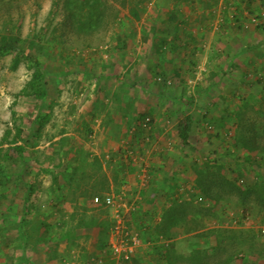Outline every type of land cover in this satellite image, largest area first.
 <instances>
[{
    "label": "rangeland",
    "instance_id": "1",
    "mask_svg": "<svg viewBox=\"0 0 264 264\" xmlns=\"http://www.w3.org/2000/svg\"><path fill=\"white\" fill-rule=\"evenodd\" d=\"M4 35L0 264H264V0H0Z\"/></svg>",
    "mask_w": 264,
    "mask_h": 264
},
{
    "label": "crops",
    "instance_id": "2",
    "mask_svg": "<svg viewBox=\"0 0 264 264\" xmlns=\"http://www.w3.org/2000/svg\"><path fill=\"white\" fill-rule=\"evenodd\" d=\"M229 20V18H227V21ZM223 21H224V18H223ZM233 25L235 26V24L233 23ZM222 29L223 28H221V29H219L218 31H216V32H218L219 34H223L224 32L222 31ZM224 29H226L225 27H224ZM223 29V30H224ZM230 31H233V32H235L236 31V29L235 28H233V27H229L228 28ZM187 32L188 31H185V30H183L182 31V29H176V37L177 36H183V38L182 39H180V41H181V43H183V46L185 47V48H188V49H190V50H198V53H202V52H206V54H210L211 52H212V48L214 47L213 46V40H210V41H208L207 42V40H206V38L204 39V41L202 40V43H198V45L197 44H195L194 43V41H191L190 40V36H189V34H187ZM216 32L215 31H212V35H213V37L215 36V34H216ZM217 33V34H218ZM179 34V35H178ZM228 35H230V34H228ZM236 35H237V33H234L232 36H234V37H236ZM176 48H177V46H176ZM198 48V49H197ZM222 49H226L225 47H222ZM241 49H243V48H241ZM221 50V49H220ZM109 133L110 134H112V136H113V138H108V140H109V142L107 143L108 144V147L109 148H112L113 150H115L116 149V145H117V136H119L118 134H117V132L115 131H109ZM104 138H105V136H104ZM107 138V137H106ZM106 144H104V146H105ZM160 153H158V155H159ZM157 190V192L158 193H155V192H151L150 193V195L152 196V198H150L151 200L153 199V198H156V195L158 194V195H161L163 192L162 191H159L158 189H156ZM166 191H169V190H166ZM171 193V192H170ZM169 193V194H170ZM165 193H163V195H164ZM160 200V199H159ZM165 203H166V201H162V204L160 203V209H162V207H163V205H165ZM151 205V202H150V204L148 203L147 204V206H150Z\"/></svg>",
    "mask_w": 264,
    "mask_h": 264
},
{
    "label": "trees",
    "instance_id": "3",
    "mask_svg": "<svg viewBox=\"0 0 264 264\" xmlns=\"http://www.w3.org/2000/svg\"><path fill=\"white\" fill-rule=\"evenodd\" d=\"M87 5L88 6L91 5V0H87ZM235 7L238 8V5L236 4ZM91 8L92 10H96V11L100 10V7L96 4L91 6ZM101 10H102L101 14L104 13V10L103 9ZM16 43H17V40L15 37H13L12 35H4L3 39L0 41V51H3V50L16 51L17 50ZM32 88L34 89L35 96H39L40 98L46 97L47 95L46 82L44 79V75L41 71V64L39 62L37 63V71L34 75V81H33ZM182 134H183L182 138L184 139V141H187L186 133H182ZM17 149H18L20 156L23 157L24 146L19 145Z\"/></svg>",
    "mask_w": 264,
    "mask_h": 264
},
{
    "label": "built area",
    "instance_id": "4",
    "mask_svg": "<svg viewBox=\"0 0 264 264\" xmlns=\"http://www.w3.org/2000/svg\"><path fill=\"white\" fill-rule=\"evenodd\" d=\"M150 122V119L146 120L145 126L148 125ZM96 202H103L107 205H114L115 201L114 198L111 195H107L104 197V199H100V197L95 198ZM121 226V220L118 221V225L115 226L113 232L115 234H119L122 231ZM140 240L138 239L137 235L132 236L128 239L127 243L121 242V243H113V249L115 251V254L123 259H128L133 252L135 251L136 247L139 246Z\"/></svg>",
    "mask_w": 264,
    "mask_h": 264
}]
</instances>
